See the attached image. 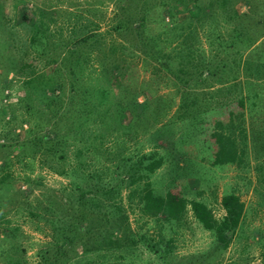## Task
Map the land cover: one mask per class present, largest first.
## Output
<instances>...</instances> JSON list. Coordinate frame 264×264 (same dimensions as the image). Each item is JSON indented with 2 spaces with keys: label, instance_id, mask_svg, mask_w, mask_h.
I'll return each instance as SVG.
<instances>
[{
  "label": "rangeland",
  "instance_id": "obj_1",
  "mask_svg": "<svg viewBox=\"0 0 264 264\" xmlns=\"http://www.w3.org/2000/svg\"><path fill=\"white\" fill-rule=\"evenodd\" d=\"M144 2L150 15L158 17L157 21H147L144 30L154 35L161 32L159 44L168 51L169 69H157L153 64L155 59L145 58L142 53L145 47L139 37L142 25L138 23L141 13L137 0H0V111L11 104L16 113V119L9 120L6 112L4 117L0 112V136L11 127L22 138L23 129L28 126L19 122L20 117L27 115L22 102L14 105L23 95V87H20L23 76L19 77L21 71L18 69L6 73L4 62L25 65V77L33 71L40 78L46 67V57L27 44L32 26L46 25L53 42L73 43L84 34L92 35L99 39L98 48L90 41L85 46L80 45L91 70L83 82L106 83L116 91L115 80L109 85L99 77V65L103 63V68H108L107 62H124L122 67L132 66L129 85L131 73L124 77L128 87L122 100L124 103L129 98L132 101L135 95L136 103L146 98L150 105L144 112L134 106L133 111L123 112L124 124L136 114V127L125 128L129 133L123 134V148L130 147L128 153L131 154L137 151L159 154L162 164L150 177L153 191L163 195L170 189L186 202L182 216L166 222L139 215L124 200L126 191L122 190L130 228L143 234L149 242H155L156 246L161 245L160 248L171 238L169 264L184 261L192 264L200 258V253L212 246V236L197 221L188 201L204 203L213 218H220L223 215L220 196L235 192L243 202V215L230 245L218 257L219 264H261L264 258V0ZM119 20L124 21L125 26L115 31ZM180 26L179 30L186 35L181 54L177 51L179 38L174 37ZM119 45H131V48L123 51ZM111 47L114 48L112 53ZM181 62L186 66L206 62L213 74L203 76L204 79L196 75L189 77L178 71ZM4 75L7 80L13 78L16 82H5ZM58 78L67 95L68 78L64 74ZM142 86H148L144 90H148L146 95L138 92L143 90ZM121 92L118 91L115 98L120 97ZM239 98L243 100L242 106ZM182 102L186 105L181 106ZM95 126L89 128H99ZM109 137H104L102 153L115 147ZM228 137L238 158L234 163L221 164L216 159ZM42 162L37 158L26 164L14 161L12 174L16 187L29 202L43 196H54L62 201L71 183L76 181L68 172L69 166L76 162L72 152L67 154L66 174H56ZM84 163L88 171L106 162L86 153ZM23 176L29 181L24 182ZM10 225L17 228L13 241L18 245V258L24 264H39V252L51 240L48 224L35 223L23 210L12 213ZM137 245L133 252L136 262L162 264L160 256L140 243ZM90 261L101 263L96 258Z\"/></svg>",
  "mask_w": 264,
  "mask_h": 264
},
{
  "label": "trees",
  "instance_id": "obj_2",
  "mask_svg": "<svg viewBox=\"0 0 264 264\" xmlns=\"http://www.w3.org/2000/svg\"><path fill=\"white\" fill-rule=\"evenodd\" d=\"M137 2L140 4L138 12L141 13L138 23L142 25L139 37L145 47L142 53L145 58L155 59L156 62L153 64L157 69H169L171 62L168 61V51L165 52L163 50L165 48H161L159 44L161 32L154 35L144 30L147 21H157L158 17L150 15L144 0ZM193 2L197 3L198 0ZM124 26L125 22L119 20L114 29L122 30ZM179 28L182 27L176 29L174 37L179 38L177 51L181 54L185 48L183 36L186 39V35ZM50 36L46 25L37 27L34 24L27 41L33 51L46 57V67L40 78H37L33 71L25 77L24 73L27 72L23 70L25 69L23 64L16 66V62H4L6 73L8 70L16 72L18 69L21 71L19 77L23 76L20 81V87L24 90L23 95L14 105L22 102L27 115L20 117L19 122L27 123L28 126L23 129L22 138H19L18 133L11 127L0 136V264H24L23 260L18 258V245L13 241L17 235V228L10 225L12 213L23 210L29 219L35 223L42 221L50 228L51 240L47 247L39 252V264H95L90 261L93 258L101 261L100 264H140L136 262L133 254L138 243L160 256L162 264H169L168 254L172 250V239L168 238L163 248H160L161 245L156 246L155 242H149L140 232L133 231L122 203L121 192L125 190L124 200L128 205H132L139 215L166 222L179 219L186 207L183 198L170 189L163 195L153 191L150 177L162 164V157L159 154L141 151L131 154L128 153L130 147L123 148L125 141L123 134L129 133L125 128L136 127V114L130 116L124 124L121 120L123 112L127 109L133 111L131 110L133 106L144 112L150 105L146 98L140 104L136 103L135 95L132 96V101L129 98L124 103L122 100L129 79L133 76L132 66L122 67L124 62H107L108 68H103V63L99 65V77L109 85L115 80L116 91L109 88L106 83L101 85L94 84V81L92 84L83 82L85 76H90L91 70L90 64L83 58L80 45L82 43L85 46L90 41L98 48L99 39L84 34L79 40L67 43L53 42ZM163 41L165 44L166 41L164 39ZM119 47L126 51L131 45ZM112 49L114 48L111 47L109 51ZM58 59L59 62H56ZM206 64L196 62L186 66L181 62L178 64V71L189 77L196 75L198 79H204L203 76L210 77L213 74V69L209 70ZM127 73H131L128 81L124 80ZM63 74L69 80L67 95L64 94L62 80L58 78ZM2 77L5 82H16L13 78L7 80L5 75ZM142 87L143 92L140 90L138 92L142 94L145 92L146 95L148 90H144L148 86ZM118 91H122L121 95L115 98ZM238 103L242 106V98L238 99ZM185 105L186 103H181V106ZM0 112L2 117L6 112L9 120L16 119L15 107L11 104ZM141 115L144 117V113ZM90 125L99 128L92 129L89 128ZM106 136H110L109 139L115 147L102 153L101 147ZM69 139L77 140L76 144ZM231 142L229 137L223 141L216 162L223 164L236 161L238 157ZM68 152H72L76 160L68 169L76 181L71 183V189L65 198L60 201L54 196H43L36 197L33 202L26 201L22 196L23 191L16 187L12 174L14 161L26 164L28 160L42 159V163L48 169L63 175L68 168L65 167ZM86 153H91L93 157H101L106 163L101 164L102 167L86 171L84 163ZM23 177L24 182L29 181L27 176ZM187 204L202 228L212 236V246L200 253V258L198 257L192 264H219V255L230 245L233 234L240 225L243 202L235 192L222 194L219 205L223 215L220 218H213L209 208L200 201L190 200ZM261 264H264V258Z\"/></svg>",
  "mask_w": 264,
  "mask_h": 264
}]
</instances>
